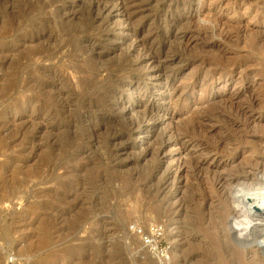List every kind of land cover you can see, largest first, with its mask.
<instances>
[{
  "label": "rangeland",
  "instance_id": "rangeland-1",
  "mask_svg": "<svg viewBox=\"0 0 264 264\" xmlns=\"http://www.w3.org/2000/svg\"><path fill=\"white\" fill-rule=\"evenodd\" d=\"M105 1L0 0V264H264V0Z\"/></svg>",
  "mask_w": 264,
  "mask_h": 264
},
{
  "label": "bare ground",
  "instance_id": "bare-ground-1",
  "mask_svg": "<svg viewBox=\"0 0 264 264\" xmlns=\"http://www.w3.org/2000/svg\"><path fill=\"white\" fill-rule=\"evenodd\" d=\"M99 1H102V0H99ZM115 2H110V1H105V3L103 2V3H101V2H99L98 3V12H99V16H103L104 17V15L106 14L107 15V13L108 14H110V13H112L114 10L117 12V17H119V21H120V23L118 24V26L119 27H123L122 25H124L125 24V27H127V28H130L129 27V25H131V24H129L130 23V20H131V18H132V12H130V8L132 7V6H135L136 4H138L137 2H134V1H132V0H114ZM97 3V2H96ZM111 4H114V5H111ZM96 10V9H95ZM133 10V9H132ZM114 13V12H113ZM98 15V14H97ZM98 16V17H99ZM102 18V17H101ZM125 33H126V37H133L134 35H135V31L132 33L131 31H125ZM189 37V36H188ZM144 44H141L140 42H138V39H136L135 38V40H133V42H132V44H131V46H130V51H131V53L132 54H137V63L138 64H140L141 65V67H143V66H146V67H148L149 69L152 67V65L153 64H155L157 61H159V57L155 54V53H152L151 52V47L149 48L150 49V53H147V49H145L144 47ZM150 46V45H149ZM147 50L146 52H145V50ZM154 51V50H153ZM156 51V50H155ZM147 53V54H145V53ZM130 53V52H129ZM159 53V52H158ZM161 59V58H160ZM167 61V60H166ZM160 63V62H159ZM163 63V62H162ZM137 65V64H136ZM148 68H146V69H148ZM156 68V66L155 67H153V68H151V70H153V69H155ZM148 69V70H149ZM149 73V72H148ZM149 77L151 78V79H155V81L151 84V88H150V86L148 87V90H150V89H153L154 87H156V86H159V85H161V84H163V82H161L160 80H159V77H160V75H158V73L157 74H155V73H153V74H151V75H149ZM165 89L167 90V93L164 95V96H159L158 98H156V99H150V101H149V103L152 101V102H154V101H156V100H158V101H161V104L162 105H169V108H170V104L172 103L171 102V100H172V98H173V94H171L170 93V91H172L171 90V88H172V83H170V81L169 80H167V81H165ZM155 89V88H154ZM153 89V90H154ZM174 92V91H173ZM145 96V95H144ZM173 104V103H172ZM162 109H164L163 107H161ZM174 112V111H173ZM174 116V115H173ZM165 117V116H164ZM172 116H170V118H171ZM160 119H161V117H160ZM166 119V118H165ZM159 120V119H158ZM165 121V120H164ZM163 123V122H162ZM257 174V173H256ZM258 175V174H257ZM257 175H253V176H251V175H243V177H238V178H236L235 179V182H237L238 183V185L239 186H241V187H243L244 188V186H246L245 184H247V182H249V181H251L250 183H253L252 181H257V184H256V186L255 187H260L261 186V188H258L256 191H255V193L253 194V196L251 197L252 199H248V197L246 196V195H240L241 196V198H240V200L241 199H243V200H248L249 202H250V208L249 209H247L248 211H249V214H255V213H257V214H264V181H262V180H260L259 178H258V176ZM224 181V180H223ZM228 183V182H227ZM231 184V183H230ZM221 185V184H220ZM223 185V184H222ZM248 186V185H247ZM223 187V186H222ZM254 187V186H253ZM252 187V188H253ZM247 188V187H246ZM251 188V189H252ZM224 189V188H223ZM251 191V190H250ZM237 193H235V195H236ZM240 194V193H239ZM237 197V196H236ZM257 198V199H256ZM238 200V199H237ZM247 205V204H246ZM255 207H257L258 209H259V211H257L256 209H255ZM248 208V207H247ZM247 213V212H246ZM248 216V215H247ZM249 218H251L250 216H249ZM248 218V219H249ZM252 219V218H251ZM264 220V219H263ZM264 231V230H263Z\"/></svg>",
  "mask_w": 264,
  "mask_h": 264
},
{
  "label": "built area",
  "instance_id": "built-area-1",
  "mask_svg": "<svg viewBox=\"0 0 264 264\" xmlns=\"http://www.w3.org/2000/svg\"><path fill=\"white\" fill-rule=\"evenodd\" d=\"M130 230L136 236L142 249L153 257L157 264H171L172 252L166 243V228L160 223L148 226L132 225Z\"/></svg>",
  "mask_w": 264,
  "mask_h": 264
},
{
  "label": "water",
  "instance_id": "water-1",
  "mask_svg": "<svg viewBox=\"0 0 264 264\" xmlns=\"http://www.w3.org/2000/svg\"><path fill=\"white\" fill-rule=\"evenodd\" d=\"M255 209H256L257 211H259V209H258L257 207H255Z\"/></svg>",
  "mask_w": 264,
  "mask_h": 264
}]
</instances>
